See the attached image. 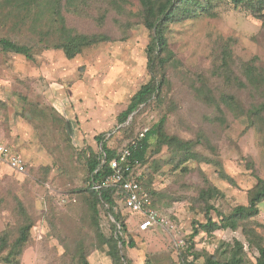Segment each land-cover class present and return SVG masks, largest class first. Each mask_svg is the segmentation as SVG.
I'll use <instances>...</instances> for the list:
<instances>
[{
	"label": "rangeland",
	"instance_id": "rangeland-1",
	"mask_svg": "<svg viewBox=\"0 0 264 264\" xmlns=\"http://www.w3.org/2000/svg\"><path fill=\"white\" fill-rule=\"evenodd\" d=\"M119 1L116 8L109 0H86L83 14L65 11L73 29L110 37L72 59L60 49L45 48L29 29L33 21L17 22L9 7L0 8V38L32 46L34 55L28 59L0 45V141L9 143L27 163L26 172L18 173L0 161V231L16 228L27 216L33 222L20 264H78V247L85 249L91 264H113L108 245L101 241L102 234H112L114 219L98 205L96 225L91 197L79 191L88 185L86 154L90 148L101 151L97 135L105 134L110 148H120L130 134L167 114V132L184 139L202 137L196 151L213 160L190 159L175 168L166 147L149 151L145 164L134 171L152 183L155 205L175 229L141 231L140 217L118 200L126 236L135 244L122 253L133 264H205L212 256L227 264L239 240L244 243V264L255 263L258 250L242 227L210 235L192 233L195 221H206L203 190L218 188L220 194L209 202L224 214L248 203L257 178L264 179V130L250 126L245 116H235L222 103L221 114L196 96L195 87L207 78L217 99L221 93L233 94L246 109L262 103L252 87L224 84L212 70L226 45L239 66L255 59L264 67L263 20L222 1L214 16L170 24L169 45L177 62L167 65L158 100L136 115L133 132H126L119 114L151 77L146 55L151 35L142 20L141 1ZM40 25L43 29L44 21ZM10 87L20 89L19 94L10 95ZM259 209L246 226L257 223L254 229L264 238V201ZM211 215L219 219L217 211Z\"/></svg>",
	"mask_w": 264,
	"mask_h": 264
},
{
	"label": "trees",
	"instance_id": "trees-1",
	"mask_svg": "<svg viewBox=\"0 0 264 264\" xmlns=\"http://www.w3.org/2000/svg\"><path fill=\"white\" fill-rule=\"evenodd\" d=\"M86 0H0V8L9 7L10 11L17 17V22L25 23L33 21L30 30L39 36V41L45 44V48H56L63 51L69 59L74 58L86 47L98 45L110 40L104 33H84L79 32L67 24L65 11L78 12L83 14L82 3ZM116 8L119 0H109ZM142 4V20L149 30L151 39L146 48L148 59V70L150 79L143 83L131 97L127 109L119 114V121L124 124L126 132H133V124L136 115L141 114L146 106L151 102H156L160 96V91L164 83L165 69L169 63L177 62L174 51L170 48L168 32L172 23L201 16H214L215 8L219 2L227 1L236 7H244L250 13L264 22V0H140ZM27 13L28 15L24 16ZM28 18V19H27ZM44 21L45 27L40 25ZM41 29V30H40ZM0 45L4 51L14 52L33 59L32 46L17 43L8 38H0ZM212 75L216 80L224 82L229 86H236L239 89L252 87L259 92L262 103L253 104L246 109L233 94L221 93L219 99L215 95L214 87L211 86L207 78L199 82L195 87L196 96L207 103L214 105L218 111L224 114L221 103L233 112L235 116H245L250 126H256L260 131L264 130V67L257 66L255 59L246 61L238 65L229 45L224 46L221 56L212 70ZM161 76V77H160ZM132 117V118H131ZM131 118V120H130ZM220 118V115H219ZM167 114H163L155 121L144 136H141L143 129L136 134H130L120 148H110L105 140V134L96 136L100 142L101 151L90 148L87 155L88 185L79 191L87 192L91 197V211L98 225L99 207L104 206L106 211L113 217V232L109 237L102 234L101 245L107 244L108 254L113 260V264H133L132 260L122 253V248L134 247V241L128 239V227L126 219L120 211H117L118 200L124 205L125 195L119 185L95 188L108 175L113 172L110 162L115 157H119L124 149H129L130 157L123 162L124 168H129L128 173L136 161L145 164L148 153L151 149L159 152L166 147L170 151L171 162L175 163V168L181 167L190 159L211 163L209 159L198 153L196 147L202 144V137L195 139H184L175 134H169L166 130ZM264 146V138L262 142ZM141 179V177L138 176ZM152 184V183H151ZM151 184L147 179H143V185L150 190L152 206L157 209L154 202V194ZM220 194L218 188L210 187L201 192L200 197L205 202V222L195 221L193 225V236L200 231L213 234L219 229L237 230L242 227L244 234L251 246L258 250L255 263L264 264V238L259 235L254 227H247L246 224L252 221L260 212L259 204L264 201V179L257 178V184L250 193L247 204H238L232 208L230 213L219 212L216 207L209 202L210 198ZM125 207V205H124ZM158 210V209H157ZM212 211H217L218 220L211 215ZM261 226V225H260ZM33 222L27 216L26 220L16 228L8 226L0 231V264H20L24 249L31 237ZM101 236V234L99 233ZM244 243L236 240L231 256L225 261L227 264H244ZM78 264H91L88 253L83 247L77 250ZM145 264H150L146 262ZM205 264H223L214 256L206 259Z\"/></svg>",
	"mask_w": 264,
	"mask_h": 264
},
{
	"label": "built area",
	"instance_id": "built-area-1",
	"mask_svg": "<svg viewBox=\"0 0 264 264\" xmlns=\"http://www.w3.org/2000/svg\"><path fill=\"white\" fill-rule=\"evenodd\" d=\"M144 128L141 136L147 132ZM130 157L129 149H124L119 157L111 160L110 165L113 172L108 175L101 183L95 185V188L119 185L124 192L125 208L133 214L140 217L139 229L148 231L158 227L174 230V224L169 218L152 206L150 190L143 185V175H136L134 168L141 164L138 160L128 173L129 168H124L123 162ZM0 161L7 163L14 171L18 173L26 172V161L22 155L11 145L0 141ZM141 177L140 178H138Z\"/></svg>",
	"mask_w": 264,
	"mask_h": 264
},
{
	"label": "crops",
	"instance_id": "crops-1",
	"mask_svg": "<svg viewBox=\"0 0 264 264\" xmlns=\"http://www.w3.org/2000/svg\"><path fill=\"white\" fill-rule=\"evenodd\" d=\"M19 92H20V89H16V88H13V87H10L9 89H8V93H10V95H17V94H19ZM7 144H9V143H7ZM22 155V154H21ZM22 157L24 158V156L22 155ZM24 160H25V158H24ZM26 161V160H25Z\"/></svg>",
	"mask_w": 264,
	"mask_h": 264
}]
</instances>
